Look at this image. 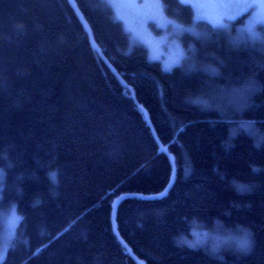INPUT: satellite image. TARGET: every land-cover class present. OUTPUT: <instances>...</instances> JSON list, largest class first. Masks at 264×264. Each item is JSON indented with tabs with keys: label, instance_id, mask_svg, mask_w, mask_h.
I'll list each match as a JSON object with an SVG mask.
<instances>
[{
	"label": "trees",
	"instance_id": "1",
	"mask_svg": "<svg viewBox=\"0 0 264 264\" xmlns=\"http://www.w3.org/2000/svg\"><path fill=\"white\" fill-rule=\"evenodd\" d=\"M75 2L116 75L68 0H0V242L8 209L23 217L0 264H137L113 233V204L163 192L172 172L142 109L176 176L163 196L120 200L116 228L133 254L144 264H264V29L242 39L245 27L199 21L181 41L197 46L186 50L193 67L165 71L132 46L106 1ZM162 2L192 25L189 4ZM198 225L246 229L251 250L181 244Z\"/></svg>",
	"mask_w": 264,
	"mask_h": 264
},
{
	"label": "rangeland",
	"instance_id": "2",
	"mask_svg": "<svg viewBox=\"0 0 264 264\" xmlns=\"http://www.w3.org/2000/svg\"><path fill=\"white\" fill-rule=\"evenodd\" d=\"M104 1L110 5L114 17L116 19L117 16L120 17L124 24L137 34L135 37H132L131 40H136L138 43L144 45L147 49L148 58L150 60L159 61L163 69L165 66L171 65L176 57L177 46L185 51L189 49L191 54L196 50L197 46L195 43H191L188 48L183 47L181 44L183 36L189 33L194 24L197 23L194 22V16L207 17V19H200L199 21H203L212 27L208 22L209 20H215L226 14L235 18L228 28L234 26V29L237 31L239 28H244L246 24L252 23L259 15L258 12L251 11L247 6L248 3L253 2V0H185V4H189L190 6L195 5L194 8L192 7L194 15L192 25L190 26L184 25L179 20L167 16L165 11L163 12V17H159V8L157 5L163 6L162 0ZM254 2L258 5L260 4V0H254ZM153 15H157L158 18L156 20L148 19V17ZM239 18H242L241 23L235 25L236 20ZM244 35L245 34H241V38L247 39ZM231 38L239 39L240 36L237 34L236 37L232 36ZM209 41L210 38L208 34L204 33L201 42L207 44ZM184 62H186V65L189 64L192 66L188 56ZM199 68L202 70L201 67ZM9 209L3 215V236L0 242V255L4 253L8 244L13 240L17 224L16 217L12 214V208ZM202 231H206L210 234V238L206 244L208 248H211L212 244L215 243V238L217 236L223 237L229 233L218 226L208 231ZM192 239L193 237L191 234L190 240ZM224 246H231V244H225Z\"/></svg>",
	"mask_w": 264,
	"mask_h": 264
},
{
	"label": "snow or ice",
	"instance_id": "3",
	"mask_svg": "<svg viewBox=\"0 0 264 264\" xmlns=\"http://www.w3.org/2000/svg\"><path fill=\"white\" fill-rule=\"evenodd\" d=\"M185 0H180L181 4H184ZM248 8L253 11V12H258V18H255L254 21L250 24L245 25V36L247 39L251 40H256L259 38V31L258 29H264V0H260V4L258 5L257 3L251 2L248 3ZM159 8V17H163V6L162 5H157ZM191 7H195V5H192ZM158 17L157 15H153L148 17L150 20H156ZM200 19H207V17H199V16H194V22H198ZM235 19L234 17L228 16V15H223L220 16L219 18L215 20H209L208 22L212 25L213 29H223L226 30L231 22ZM117 22L121 23L122 27L124 28V31L129 35L130 38L135 37L137 34L130 28L127 27L126 24L122 21L120 17L117 16ZM171 23V22H169ZM137 41L133 40L132 41V46H136ZM188 52L185 51L184 49L179 48L177 46V55L172 61L171 65H167L164 67L165 71H171L173 67H183L184 61L187 59ZM2 175V173H0ZM55 173H52L50 175V179L55 182ZM240 190H244V186H238ZM0 191H2V184H0ZM12 214L16 217V223L19 225V222L23 219V217L19 216L15 206L12 208ZM194 224L196 223L195 221L193 222ZM201 226L194 227L192 229V240H188L187 238L182 237L180 240L181 244L187 245V247L191 249H197L200 247H203L207 244L210 234L206 231L200 230ZM219 227V226H218ZM240 232V235H235L231 232H229L227 235L220 237L217 236L215 238V243L212 244L211 246V253L216 254L220 250L222 246L225 244H231L233 245L238 251L246 253L251 250L252 247V240L251 236L248 233L246 229H238Z\"/></svg>",
	"mask_w": 264,
	"mask_h": 264
},
{
	"label": "water",
	"instance_id": "4",
	"mask_svg": "<svg viewBox=\"0 0 264 264\" xmlns=\"http://www.w3.org/2000/svg\"><path fill=\"white\" fill-rule=\"evenodd\" d=\"M68 3L69 5L71 6V8L73 9L77 19L79 20L80 24L82 25V27L84 28V31L86 32L87 36H88V39L93 47V49L97 52L98 56L104 61V63L107 65V67L112 71V72H115V69L113 68V66L110 64V62L106 59V57L103 55V53L101 52V50L99 49V46L97 45V43L95 42L94 38H93V35L91 33V29L88 25V23L86 22V20L84 19L81 11L79 10L75 0H68ZM115 75H116V72H115ZM117 78L118 80L123 84V80L121 79L120 76L117 75ZM134 97V96H133ZM142 112L145 116V119L147 121V124L149 126V129L151 131V134L154 138V140L156 141L159 149L161 151H163L169 158L170 162H171V165L173 167V171L171 172V177H170V180H169V183L167 185V187L164 189V191L160 194V195H150V196H143V195H126V194H123V195H120L119 197H117V199L115 200L114 204H113V207H112V212H111V226H112V230H113V233L116 235L117 239L119 240V242L123 245V247L127 250V252L129 253V255L131 256V258L137 263V264H143L138 258L135 257V255L133 254V252L131 251V249L128 247V245L125 243V241L122 239V237L119 235L118 231H117V228H116V225H115V213H116V210H117V207H118V204L120 202V200L124 199V198H127V197H132V196H135V197H140V198H144V199H154V198H158L160 196H163L167 193L168 189L171 187V185L173 184L174 180H175V161H174V158L173 156L166 152V149H164V147L162 146V144L160 143V141L158 140L157 138V135H156V132L149 120V116H148V113L146 110L142 109Z\"/></svg>",
	"mask_w": 264,
	"mask_h": 264
},
{
	"label": "bare ground",
	"instance_id": "5",
	"mask_svg": "<svg viewBox=\"0 0 264 264\" xmlns=\"http://www.w3.org/2000/svg\"><path fill=\"white\" fill-rule=\"evenodd\" d=\"M166 152H168L167 150H166ZM169 153V152H168ZM172 155V154H171ZM173 156V155H172ZM175 161V160H174ZM170 164H171V162H170ZM175 173H176V163H175ZM171 168H172V171H173V167H172V165H171ZM162 193V192H161ZM161 193H159V194H155V195H160ZM115 225H116V222H115ZM135 255V254H134ZM135 257L137 258V256L135 255ZM142 262V261H141ZM143 263V262H142ZM144 264V263H143Z\"/></svg>",
	"mask_w": 264,
	"mask_h": 264
}]
</instances>
